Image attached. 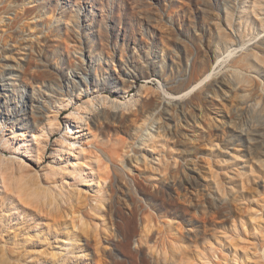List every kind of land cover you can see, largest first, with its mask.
Returning a JSON list of instances; mask_svg holds the SVG:
<instances>
[{
	"label": "rangeland",
	"instance_id": "374dc122",
	"mask_svg": "<svg viewBox=\"0 0 264 264\" xmlns=\"http://www.w3.org/2000/svg\"><path fill=\"white\" fill-rule=\"evenodd\" d=\"M0 145V264H264V0H0Z\"/></svg>",
	"mask_w": 264,
	"mask_h": 264
},
{
	"label": "bare ground",
	"instance_id": "6f19581e",
	"mask_svg": "<svg viewBox=\"0 0 264 264\" xmlns=\"http://www.w3.org/2000/svg\"><path fill=\"white\" fill-rule=\"evenodd\" d=\"M230 55H232V53ZM218 64L219 62L216 65L218 66ZM215 71H216V66L213 67L211 71L206 75V77L203 78L199 83H197L196 85L188 89L186 93L190 94L193 91H195L200 85H202L204 82L206 83V81L213 75ZM183 95L174 96L172 98L177 99ZM68 106H72V103L70 102ZM86 111H87L86 107H83L81 109L77 108L67 118L65 117L66 118V125H65L66 132L62 136L63 142L56 141V143L52 145L53 146V153H52L53 157H52V161L50 165L48 166L51 173L53 174H56L58 172L62 174L71 173V170H72L71 160L75 156V153L78 152L79 150H81V152L83 153H86L88 151V148H90L89 144H84L81 142L82 137L85 135L84 134L85 129L81 121L84 120L83 115L86 113ZM51 120L55 121L57 120V117L55 116L52 118L50 113L44 114L41 119H39L38 121H35V126L37 127V129H39L38 130L39 132H43L45 129V126H43L44 123H49ZM50 145H51L50 139L41 141L39 144H37V147L35 148L36 149L35 155L38 154L39 159L41 160L44 154L47 152V149ZM26 151L27 153H31L34 151V148H32L29 145V147L26 148ZM1 152H2V146L0 145V154ZM32 156L33 155L29 154V157L31 158L27 157L28 158L27 160H29L28 166H31L29 165L30 162L36 163L32 159ZM27 160L26 162H23V163L20 162V163H22L23 165H27ZM97 208L98 207L94 208V210H96ZM150 218H147V222L151 221Z\"/></svg>",
	"mask_w": 264,
	"mask_h": 264
}]
</instances>
